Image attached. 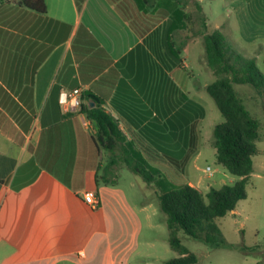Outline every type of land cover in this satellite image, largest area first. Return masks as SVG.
I'll return each mask as SVG.
<instances>
[{"label":"crops","instance_id":"0c3cea01","mask_svg":"<svg viewBox=\"0 0 264 264\" xmlns=\"http://www.w3.org/2000/svg\"><path fill=\"white\" fill-rule=\"evenodd\" d=\"M170 1L147 11L141 0H45L46 13L16 1L0 21V264H131L143 233L139 211L114 187L117 172L115 185H97L109 161L91 138L94 124L80 108L66 111L59 96L80 89L90 107L95 102L83 97L98 98L150 168H170L141 129L164 124L190 101L205 108L199 93L209 85L198 73L204 58L198 63L194 54L201 32L195 36L194 17ZM261 21L249 30L238 25L259 42L245 55L256 60L264 55ZM221 28L227 37L229 24ZM206 116L182 133L186 149L172 157L177 166L201 146L197 122ZM87 192L96 194L97 207L85 202ZM158 194L141 203L148 218L160 209Z\"/></svg>","mask_w":264,"mask_h":264},{"label":"trees","instance_id":"16d2710c","mask_svg":"<svg viewBox=\"0 0 264 264\" xmlns=\"http://www.w3.org/2000/svg\"><path fill=\"white\" fill-rule=\"evenodd\" d=\"M16 1L20 6L36 12H47L45 0ZM141 1L147 11H152L158 3V0ZM172 1L182 9L195 7L199 13L205 59L210 71L216 77L206 91L224 118L223 122L214 126L213 149L216 151L218 163L230 174L239 178L234 186H224L219 190L211 189L207 195L189 184L172 186L157 195L160 209L166 215L169 245L179 255L178 258L168 260L165 264H196L198 257L182 244L178 234L182 231L188 237L215 248L227 246L216 221L235 211L238 203L247 199V186L254 172L253 158L258 152L256 141L260 131V122L250 113L234 86L248 85L257 95L264 97V74L260 71L256 58L245 56L232 49L221 30L208 29L206 16L199 1ZM2 2L3 0H0V4ZM185 16L191 20L193 15L188 12ZM84 99L95 102L93 107L82 102L80 112L94 124L95 132L92 133L91 138L103 160L109 161L106 167H99L100 173L96 176L97 185H115L117 177L115 167L118 165L125 166L150 185L156 183L158 176L153 173L142 154L127 142L114 116L93 95L89 94L83 97ZM205 114L206 109L203 106L190 101L181 106L177 114L164 124L151 123L141 129V134L177 165V161L172 159L178 151L173 153L174 143L171 133L182 135L183 132H188L187 127ZM129 119L136 127L140 126ZM150 126L155 130L150 132Z\"/></svg>","mask_w":264,"mask_h":264},{"label":"rangeland","instance_id":"374dc122","mask_svg":"<svg viewBox=\"0 0 264 264\" xmlns=\"http://www.w3.org/2000/svg\"><path fill=\"white\" fill-rule=\"evenodd\" d=\"M11 1L13 3L3 1L0 4V21L14 13L15 5L12 4L16 3V0ZM198 1L204 7L208 29L219 28L224 31L221 27L229 24L231 31L227 35V44L232 49L240 54L249 55L253 47L259 48V42L256 45L250 42L241 35L240 30L241 22L243 29L248 30L253 23L262 25L260 23L264 20V0H252L250 9L246 6L249 0ZM235 6H241L237 13ZM188 10L194 17L193 33L198 34L197 32L202 31L199 13L195 7H190ZM202 46L201 41L198 40L194 45V54L197 61L204 58V66L200 63L198 73L202 83L206 85L214 82L216 77L205 66V53L201 56L204 48ZM257 64L264 74V55L258 57ZM234 87L250 113L260 122L259 138L256 141L258 152L254 158L255 170L247 186V199L238 203L236 213H229L216 221L227 246L215 248L188 237L182 231L178 234L182 244L198 257L196 264H264V97L257 95L255 90L248 85H235ZM199 96L203 99L207 111L206 119L197 122L198 143L201 141V146L184 168L175 164L162 170L151 168L158 176L156 183L151 185L126 167L121 166L116 169L119 177L118 185L114 187L129 197V202L139 211L143 223L141 243L139 249L131 257V264H144L146 261L152 264H165L168 260L179 257L168 243L166 215L159 208L157 211L151 208L153 213L151 212L148 218L147 213L140 212L143 199H154L155 193L188 183L195 184L204 195H207L211 189L219 190L224 186H234L239 179L218 163L216 151L213 149L214 126L223 122L224 118L206 90L199 93ZM173 136L172 143L177 141L173 144V153L176 151L181 153V147L186 149V145L182 144L183 135L174 133ZM169 143L171 144L170 141ZM209 166L214 171L213 175L205 171ZM168 176L174 185L166 180Z\"/></svg>","mask_w":264,"mask_h":264},{"label":"built area","instance_id":"2783aa9c","mask_svg":"<svg viewBox=\"0 0 264 264\" xmlns=\"http://www.w3.org/2000/svg\"><path fill=\"white\" fill-rule=\"evenodd\" d=\"M82 92L80 89H75L73 91H63L59 96L60 104L65 108L66 111H77L81 107L82 103ZM209 175H213L214 171L209 166L205 170ZM84 200L87 204L97 207L99 205V200L94 192H87L84 195Z\"/></svg>","mask_w":264,"mask_h":264}]
</instances>
